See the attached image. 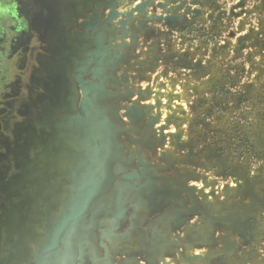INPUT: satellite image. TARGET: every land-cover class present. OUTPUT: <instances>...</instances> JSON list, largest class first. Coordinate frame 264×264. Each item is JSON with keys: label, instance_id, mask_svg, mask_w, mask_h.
I'll return each mask as SVG.
<instances>
[{"label": "rangeland", "instance_id": "374dc122", "mask_svg": "<svg viewBox=\"0 0 264 264\" xmlns=\"http://www.w3.org/2000/svg\"><path fill=\"white\" fill-rule=\"evenodd\" d=\"M0 264H264V0H0Z\"/></svg>", "mask_w": 264, "mask_h": 264}, {"label": "bare ground", "instance_id": "6f19581e", "mask_svg": "<svg viewBox=\"0 0 264 264\" xmlns=\"http://www.w3.org/2000/svg\"><path fill=\"white\" fill-rule=\"evenodd\" d=\"M169 93H170V92H169ZM169 95H170V94H169ZM176 95H177V94H176ZM166 96H167V95H166ZM166 102H167V101H166ZM173 103H174V102H173ZM179 103H180V102H179ZM174 105H175V104H174ZM167 107H168V105H167ZM169 107H170V106H169ZM176 108H177V107H176ZM181 108H182V107H181ZM174 109H175V108H174ZM174 111H175V110H174ZM174 111H173V112H174ZM178 111H179V110H178ZM178 111H177V112H178ZM173 112H172V113H173ZM181 113H183V112L181 111ZM177 114H178V113H177ZM168 115H169V114H168ZM173 115H174V114H173ZM173 115H172V116H173ZM180 116H181V115H180ZM173 117H174V116H173ZM178 117H179V116H178Z\"/></svg>", "mask_w": 264, "mask_h": 264}, {"label": "flooded vegetation", "instance_id": "af4514ba", "mask_svg": "<svg viewBox=\"0 0 264 264\" xmlns=\"http://www.w3.org/2000/svg\"><path fill=\"white\" fill-rule=\"evenodd\" d=\"M17 58H19V57H17ZM4 86V85H3ZM5 87H7V86H5Z\"/></svg>", "mask_w": 264, "mask_h": 264}]
</instances>
